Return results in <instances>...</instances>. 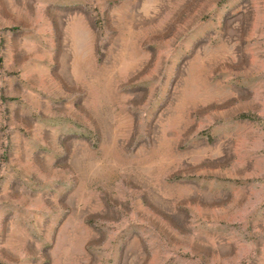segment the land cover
I'll return each instance as SVG.
<instances>
[{
    "label": "rangeland",
    "instance_id": "374dc122",
    "mask_svg": "<svg viewBox=\"0 0 264 264\" xmlns=\"http://www.w3.org/2000/svg\"><path fill=\"white\" fill-rule=\"evenodd\" d=\"M0 264H264V0H0Z\"/></svg>",
    "mask_w": 264,
    "mask_h": 264
}]
</instances>
